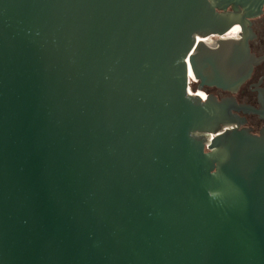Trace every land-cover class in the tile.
<instances>
[{"label":"water","instance_id":"1","mask_svg":"<svg viewBox=\"0 0 264 264\" xmlns=\"http://www.w3.org/2000/svg\"><path fill=\"white\" fill-rule=\"evenodd\" d=\"M263 7L0 0V264H264V132L199 95Z\"/></svg>","mask_w":264,"mask_h":264},{"label":"flooded vegetation","instance_id":"2","mask_svg":"<svg viewBox=\"0 0 264 264\" xmlns=\"http://www.w3.org/2000/svg\"><path fill=\"white\" fill-rule=\"evenodd\" d=\"M238 27V33L242 32V27ZM216 39L217 37H211L208 40ZM244 39L248 42L250 53L256 58L250 77L235 92L211 86H203V92L216 96L219 100L233 98L242 107L240 110H233L241 121L239 129H247L252 134L261 136L264 132V7L260 15L250 19Z\"/></svg>","mask_w":264,"mask_h":264},{"label":"bare ground","instance_id":"3","mask_svg":"<svg viewBox=\"0 0 264 264\" xmlns=\"http://www.w3.org/2000/svg\"><path fill=\"white\" fill-rule=\"evenodd\" d=\"M227 36L232 37L233 34H228ZM207 40H208V39H207ZM190 78H191V84L193 85L194 82H196V81L193 80L192 76H191ZM191 92H193V91L191 90ZM197 92H198V91H197ZM197 94H198V93H197ZM199 95H203V96H202V99H206V97H207V95H206L204 92H202V91H199Z\"/></svg>","mask_w":264,"mask_h":264},{"label":"built area","instance_id":"4","mask_svg":"<svg viewBox=\"0 0 264 264\" xmlns=\"http://www.w3.org/2000/svg\"><path fill=\"white\" fill-rule=\"evenodd\" d=\"M198 93V92H197ZM205 93V92H204ZM206 94V93H205ZM207 95V94H206ZM206 99H207V97H206ZM206 99H202L203 101H205Z\"/></svg>","mask_w":264,"mask_h":264},{"label":"rangeland","instance_id":"5","mask_svg":"<svg viewBox=\"0 0 264 264\" xmlns=\"http://www.w3.org/2000/svg\"><path fill=\"white\" fill-rule=\"evenodd\" d=\"M193 87V85H191ZM203 92V91H202Z\"/></svg>","mask_w":264,"mask_h":264}]
</instances>
